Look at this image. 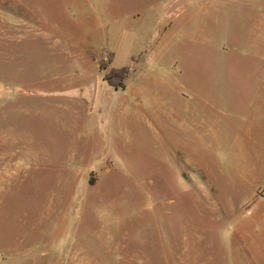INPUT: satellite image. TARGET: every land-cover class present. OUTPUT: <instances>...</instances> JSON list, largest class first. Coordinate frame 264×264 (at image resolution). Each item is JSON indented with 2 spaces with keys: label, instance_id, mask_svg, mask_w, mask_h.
Listing matches in <instances>:
<instances>
[{
  "label": "rangeland",
  "instance_id": "rangeland-1",
  "mask_svg": "<svg viewBox=\"0 0 264 264\" xmlns=\"http://www.w3.org/2000/svg\"><path fill=\"white\" fill-rule=\"evenodd\" d=\"M262 16L0 0V264H264Z\"/></svg>",
  "mask_w": 264,
  "mask_h": 264
},
{
  "label": "crops",
  "instance_id": "crops-1",
  "mask_svg": "<svg viewBox=\"0 0 264 264\" xmlns=\"http://www.w3.org/2000/svg\"><path fill=\"white\" fill-rule=\"evenodd\" d=\"M262 23L260 24V25H258L257 24V28H256V33H264V16H262ZM214 21L215 22H217V16H215L214 17ZM147 34L149 35V33H145V35L147 36ZM162 35H163V37H165L166 35H164L163 33H162ZM150 37V36H149ZM152 44V43H151ZM153 45V47H154V44H152ZM130 59L131 60H135V56H131L130 57ZM114 60H115V57H114ZM156 64H159V63H156ZM155 64V65H156ZM114 65V64H113ZM123 67H127V66H123ZM123 67H121V68H123ZM112 68H114V69H120V68H115V67H112ZM144 70H146L145 71V75L143 76V77H147L148 76V70H152L153 71V69H151V68H144ZM151 74V73H150ZM129 76V75H128ZM91 78V77H90ZM94 79V78H93ZM127 79V78H126ZM94 80H96L97 81V79H94ZM148 80V79H147ZM91 82H92V80H91ZM100 83H101V87H103L104 86V84H103V82L102 81H99ZM103 84V85H102ZM92 85V87H93V90H92V92H90L89 91V93L91 94V95H94L95 94V90H96V87H95V85H93V84H91ZM90 84H89V86H91ZM128 86H129V84L128 85H126L125 84V81H124V89L123 90H126L127 88H128ZM182 87H183V85H182ZM145 90H146V96H147V99H144V101H147V102H149V107L150 108H152V109H154L155 107L153 106V103H152V100L153 99H156V97H157V95L155 94V92L152 90V89H150V87L146 84L145 85ZM88 89V88H87Z\"/></svg>",
  "mask_w": 264,
  "mask_h": 264
},
{
  "label": "trees",
  "instance_id": "trees-1",
  "mask_svg": "<svg viewBox=\"0 0 264 264\" xmlns=\"http://www.w3.org/2000/svg\"><path fill=\"white\" fill-rule=\"evenodd\" d=\"M130 73L129 67H123L120 69L112 68L108 75L104 78L107 85L115 90L124 88V81Z\"/></svg>",
  "mask_w": 264,
  "mask_h": 264
}]
</instances>
